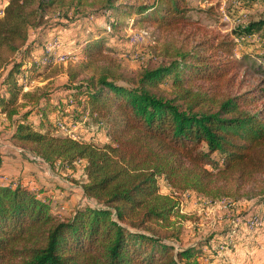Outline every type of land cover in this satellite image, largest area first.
I'll return each instance as SVG.
<instances>
[{"label": "trees", "instance_id": "16d2710c", "mask_svg": "<svg viewBox=\"0 0 264 264\" xmlns=\"http://www.w3.org/2000/svg\"><path fill=\"white\" fill-rule=\"evenodd\" d=\"M187 2L8 0L0 15V124L9 131L7 142L52 168L83 163L80 189L97 206L80 205L63 218L46 190L0 183V264H231L235 246L254 245L230 229L177 247L155 229L180 208L160 193V180L175 194L237 201L264 177V102L258 106L264 88L222 94L234 86L239 67L231 59L232 43L202 40L167 64L143 69L131 84L120 82L106 53L121 54L105 36L119 27V18L142 16L158 30L173 31L188 23ZM90 4L113 21L91 29L81 45L72 39V51L82 56L79 67L70 68L55 90L23 91L44 72L36 61L55 26L67 27L47 25L45 13ZM254 34L264 36V19L237 32ZM89 68L94 73L77 85ZM71 120L86 129L81 140L58 132L57 123ZM100 130L107 140L102 146L94 142ZM259 193L263 209L250 221L264 214V182ZM262 232L252 228L249 235Z\"/></svg>", "mask_w": 264, "mask_h": 264}, {"label": "rangeland", "instance_id": "374dc122", "mask_svg": "<svg viewBox=\"0 0 264 264\" xmlns=\"http://www.w3.org/2000/svg\"><path fill=\"white\" fill-rule=\"evenodd\" d=\"M140 3L151 5L154 0H139ZM187 13L188 23L173 31L158 30L156 26L145 22L142 16L131 15V17L119 18V27L110 30L106 34L109 40L107 45H114L119 48L121 54L108 53L118 66L122 84H131V80L143 69H153L159 65L167 64L178 51H189L202 40L215 39L217 42L228 41L232 43V60H235L239 67L233 72L236 79L234 86L223 89L222 94L232 95L251 91L256 88H264V36L254 34L253 36L239 37V29L251 22L264 19V0H188ZM92 4L79 9L74 5L68 7H56L45 13V23L56 25L61 23L64 26H55V32L50 34L49 40L54 38L60 40L59 47L55 54H68L73 58L71 63L62 65L48 63L41 68L44 72L36 76L26 91H33L36 88L48 87L55 90L67 80V72L70 68L79 67L82 56L80 52H73L71 49L72 39L77 36L79 45L83 44L94 27L105 29L113 21L110 15H96ZM66 15V16H65ZM139 30H147L151 38L139 45H132L129 36ZM69 31V33L67 32ZM31 37L35 35L33 31ZM43 48L40 56L43 57ZM37 60L36 62L38 63ZM106 64L99 62V66ZM95 68L87 69L76 81L77 85L94 73ZM24 91V90H23ZM25 91V92H26ZM264 102V98L258 104ZM72 104V100L69 101ZM67 107V106H66ZM71 108V107H69ZM68 107L66 110H71ZM66 111V112H67ZM69 112V111H68ZM85 117V116H84ZM84 117L79 118L83 119ZM4 122V120H2ZM63 124L66 129L78 125L72 135L81 140L86 129L79 121ZM8 130L0 124V160L1 174L0 183L8 184L22 182L36 192L46 190L52 198L53 210L61 217L71 216L76 207L85 204L97 206L95 201L87 199L82 195L80 186L85 182L82 171L83 163H79L75 169L52 168L43 163L40 159L30 153L22 152L16 147L7 143ZM60 134L66 135L58 127ZM105 130L97 133L94 142L98 146L106 143ZM68 136V135H67ZM214 158L217 159L216 156ZM258 184L247 188L244 195L237 201L223 199L211 201L196 193L175 194L164 182L160 180V193L170 195L176 199L180 208L171 218L170 223L163 228L155 226L158 235L175 246H187L199 239L207 238L211 233H222L231 229L235 234L240 232L241 239L248 238L254 245L250 248L241 245L235 246L234 255L231 257V264H264V233L256 238L249 235L253 229L261 232L264 230V214L258 221H250L249 215L254 211H262L263 207L258 205L261 199L259 195L263 186L264 177H259ZM255 208H258L255 210ZM258 222V224H256ZM241 228V229H240ZM177 234L178 239L171 237ZM245 240V239H244ZM207 261H202L205 264Z\"/></svg>", "mask_w": 264, "mask_h": 264}, {"label": "built area", "instance_id": "2783aa9c", "mask_svg": "<svg viewBox=\"0 0 264 264\" xmlns=\"http://www.w3.org/2000/svg\"><path fill=\"white\" fill-rule=\"evenodd\" d=\"M8 0H0V15L2 14V10L4 6L7 4ZM151 38V33L147 30H139L135 33H132L129 36V41L132 45L142 44L144 41ZM60 40L58 38H54L50 40L46 45H44L42 53L43 57L38 61L39 66H44L48 63H56L66 65L71 63L72 57L68 54H55L54 51L59 47ZM30 85L24 84L23 90L26 91ZM78 125H73L70 129H66L63 124H59L58 127L61 129L66 135L69 137L76 139L72 133L77 128ZM258 221V220H254ZM260 222V221H258ZM258 222L256 224H258ZM205 264H212L206 262Z\"/></svg>", "mask_w": 264, "mask_h": 264}, {"label": "crops", "instance_id": "0c3cea01", "mask_svg": "<svg viewBox=\"0 0 264 264\" xmlns=\"http://www.w3.org/2000/svg\"><path fill=\"white\" fill-rule=\"evenodd\" d=\"M8 143V142H7ZM9 144V143H8ZM1 170V169H0ZM2 171V170H1ZM0 174H1V172H0Z\"/></svg>", "mask_w": 264, "mask_h": 264}]
</instances>
